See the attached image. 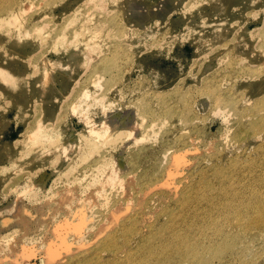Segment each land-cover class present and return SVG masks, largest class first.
Segmentation results:
<instances>
[{"label":"rangeland","instance_id":"1","mask_svg":"<svg viewBox=\"0 0 264 264\" xmlns=\"http://www.w3.org/2000/svg\"><path fill=\"white\" fill-rule=\"evenodd\" d=\"M205 1L16 0L15 13L22 19L0 28V221L12 217L21 204L36 217L27 225L0 227V253L10 258L0 254L4 260L0 264H12L15 257L16 264H42L47 245L43 242L53 238L49 226L63 218L75 219L73 213L83 205L82 199L87 195L91 199L90 193L100 185L106 190L103 187L96 193L105 195L95 193V198H102L95 200L101 206L91 200L96 207L88 209L90 223L82 233L84 239L72 233L69 237L89 240L88 245L93 242L89 247H95L101 241L93 239L96 227L109 222L114 207L126 208L134 202L129 214L107 233L115 234L127 249L137 240H127L122 232L132 216L140 220L150 216L144 225H152L166 208L175 209L183 189L201 177L211 179L218 188L211 172L215 165L227 166L236 158L239 168L250 158L259 166L251 179L264 177V130L238 137L257 119L252 108L264 97V0ZM107 14L114 17L106 29L113 33L111 40L116 36L115 42L104 39L99 29L84 25L87 19L95 24ZM259 114L264 116L263 111ZM106 120L118 125L115 134L127 133L117 147L110 144L115 135L106 139L108 145L98 140L105 159L123 161L122 167L108 169L116 178L125 179L112 184L114 188L111 182H100L104 175L93 166L96 160L84 163L80 155L84 140L95 138L89 134L91 127ZM35 133L39 137H33ZM185 149L186 162L191 164L183 169L171 167L173 172L178 170L172 187L151 188L154 191L146 195L139 182L141 174L156 173L154 184L165 177L172 155ZM135 172V182L126 188L127 178ZM77 181H82L78 182L81 186L76 187ZM68 183L81 196L73 195L72 203L67 202L71 206L58 209L57 198L71 186ZM89 184H94L93 189ZM263 193L264 183L257 181L242 197L250 200ZM78 197L82 205L75 201ZM47 209L55 216L48 212L50 218L43 223L40 213ZM201 211L205 220L208 211ZM8 241L33 250L14 257L5 245ZM253 245L257 263L264 264V249ZM64 259L67 264V254L59 255L54 263L63 264Z\"/></svg>","mask_w":264,"mask_h":264},{"label":"bare ground","instance_id":"2","mask_svg":"<svg viewBox=\"0 0 264 264\" xmlns=\"http://www.w3.org/2000/svg\"><path fill=\"white\" fill-rule=\"evenodd\" d=\"M15 5H16V0H10V1L0 0V28L12 25L13 23H16L20 19H22V17L19 16L20 13L18 15L17 13H15ZM25 8H27V6ZM192 8L194 7L192 6ZM221 11H224V7H222ZM113 18H114L113 16L108 15L107 18L105 19L103 18L102 20H99L95 24H90L92 21L87 22L88 21L87 19V21L85 22L88 24H86L85 22H83V24L85 23L84 25L87 27H94V29L97 28L96 29L97 31L99 29L100 30L99 32H102V34H104L103 36L104 39H107L108 41H113L111 40L113 38L112 31L106 29V26L112 25ZM77 19L79 18H76V20ZM20 23L22 24V22ZM36 30L39 32L38 29ZM25 31L27 34L28 31L27 30ZM77 33L84 34V33H81V31ZM38 34L40 35V33ZM83 37H85V35ZM114 38L116 40L115 35H114ZM115 40L113 42H115ZM1 41H2V38L0 37V44H1ZM103 98L104 97L100 98V101L103 100ZM73 108L74 107H72V109ZM74 110H76V108ZM259 111L264 112V97L256 104L254 108H252V116L253 118H257V119H255L254 122H251L250 124L244 127L246 128V131L241 136L239 134L238 135L239 138L245 137L246 133H248L247 137H249V136H253L259 130L260 131L264 130V116L261 115L262 113L258 115ZM40 126H43V125L41 124L39 125V127ZM116 127H118V125L115 122L113 121L111 122L109 120H106L102 124H94L89 130V134L95 138L97 137V139L96 140L95 138L89 139L85 136L87 139H89L87 140L86 138L83 137L84 139H86L84 140L85 148L82 145L81 148H83L82 149L83 151L80 150V152L81 153L83 152L84 154L79 153L80 155H82V160L84 161V163L88 159L96 160L95 161L96 163H94L93 166L97 168V170H99L100 173L102 172L104 175V179H102L100 182L104 185H106L105 183L107 182H111V187L113 188L114 186H112V184H115L116 182L119 183L118 181H121L119 179H122V178L121 177L116 178L118 176L115 177L114 172L111 173L110 170L108 169L110 168L117 169V168L122 167L123 161L122 162L121 161L111 162L105 159V157L102 155V150H101L102 147L98 143V140L99 139L105 140L103 142H106V139L108 137L110 140H112L110 136L113 137L115 135L116 137L114 138L113 141H111L110 144L112 145V147H117L120 143H122L121 138L123 136L125 137L127 133L122 136V134H119L121 132L118 131V134H115ZM134 127L135 125L133 126V128ZM129 131H132V130H129ZM129 134L132 135L133 133H128V135ZM37 136L38 134L35 133L33 137H37ZM105 144H107V142ZM262 147H263L262 144L258 145L259 150H261ZM193 150H197V149H193ZM66 151L70 153L69 150H66ZM63 152H65V150ZM186 152L187 150L185 149L184 151H179V152L177 151V153H174L171 159V166L170 167L168 166V171L165 177L160 180H157L154 184L153 182L156 180V173L151 174L150 172H146V173L144 172L143 174H141L139 178V182L141 183L142 186L145 187L147 191L146 195L149 194L148 191L150 192L154 191L153 189H156L155 187H162V186H165L168 188L169 186L172 187L173 185L172 178L177 176L178 173L175 176L173 175L178 170L173 172L174 170H172L173 168L171 169V167L180 169V167L184 166L185 164L187 166L191 164L190 161H189L190 163L189 165H188V162H186V157H187ZM68 158H71V157H68ZM79 160L83 162L81 160V157L79 158ZM246 164L238 168V165L240 164L238 163L236 158H233L230 160L227 166L215 165L211 169V172L216 182L220 185L218 188L215 187L211 179L208 180L205 177H201V181H198L192 186L191 184L187 185L183 189L181 199L179 200L177 207L175 209H171L170 207L166 208L157 218L155 223H153L152 225H144L145 224L144 219L146 218L145 216L142 219L143 221L138 218L136 219V216H132L131 223L129 224V226L124 225L122 228V232L124 234V237L127 240H132L133 238H135L134 240H136L137 238V240L134 241L135 243L134 245L127 247V249L122 247L121 240L115 234H107V233L110 229H113L114 225L116 226L121 221V219L124 216H126V214L127 215L129 214V211L132 207L131 205H133L132 203H134L132 202V200L129 201V202H132L131 204L128 203L129 204L128 205L126 203V205H128L126 206V208H123L122 205H121V208L114 207L113 208L115 209L113 210L114 212L112 213V210L110 212L112 213V215L111 214L108 215L109 217H111V220H109V217H107V220L109 222L105 221L103 225H99L101 227H96L98 228V231H96V233L90 231L95 234V238L93 239L95 240L100 239L101 240L100 243H98L95 247L91 248L89 246H91V243L93 242L90 241L91 243L90 245H88L89 243L87 242L89 240L83 241L85 236L83 237L82 233L85 227L88 226L87 224L89 222L88 209L93 207L92 205L96 204V201H98V199H102V198H95V196H97L96 194L98 195L101 194V193H96V192H98L99 189L105 188L106 190V186H102L100 185L101 183L99 184L97 182L98 186L100 185V187L102 188L99 187L98 190L94 192L95 187L93 189L91 187L92 184L91 185L89 184L90 187L93 189V191L90 193L91 199H88L87 197H89V195H87L85 199H82V202L83 200H85L83 202V205L80 204L81 197L80 198L78 197V200L80 201H78L77 199L75 200L78 202V204L82 205L79 207V209L76 207L77 205L74 206V208H77L76 212L74 211L75 209L73 210V212L75 213L72 212L74 214L73 218L75 219L64 220L66 218H63L64 221L63 220L61 221L60 219L59 222L55 223L54 225L49 226L52 232L51 230L49 231V228H48V231L51 232V235L53 234V238L46 239V241L49 240L47 243L43 242V245L44 244H47V245H45L46 248L43 251L44 260H42L43 261L42 264L54 263L56 261V258L59 255L61 256V254L62 255L67 254V259H68L67 264H136V263L137 264H259L257 263V258L254 257L255 251L253 249L254 248L253 244H259L260 247L264 249V193L254 194L252 197L250 196L252 200L251 199L248 200L247 198H244L242 196H246L248 194V190L252 189L256 185L257 181L264 183V177L258 176L257 179L256 178L251 179V177L258 172L259 166L257 165V163H255V160L250 159V158L248 159V164L247 165ZM186 165L184 167H186ZM71 169H74L73 171L75 172L74 167H72ZM68 171H71V170H68ZM118 172L115 171V173H118ZM205 172L207 171H204L203 174ZM67 173L71 174L72 172H67ZM68 174H65V175L67 176ZM71 175H73V173ZM94 175L96 177V174ZM135 179H136V172L132 173L129 179L127 178L126 181L129 184L128 183L126 184V188H127V185H130V182H135ZM104 180H105V183H104ZM122 180H125V179L123 178ZM70 182L72 183L73 181H70ZM78 182L81 183L82 181H77V184ZM75 184L76 182L74 183V185ZM227 184H230L229 189H227V186H226ZM109 185L110 184H108L107 186ZM78 186H81V184H78L76 187ZM92 186H94V184ZM119 186L122 187L121 185ZM66 187L67 185H65V188ZM90 187L87 186L88 190L91 189ZM73 188H75V186L73 187L71 185L70 187L67 188V190L63 189L65 191V192L63 191L64 193H62L61 191L62 193L61 197L59 199L57 198V201L59 200L58 201L59 205L58 203L56 205L58 209L62 205L64 204L66 205L67 202L72 203L71 200L73 199V195H80V194H74ZM128 188L130 187L128 186ZM123 190H124V186H123ZM127 190H130V189H126V191ZM126 191L125 193L129 192V191L128 192ZM186 193H191V194H186ZM54 195L55 194H53V196ZM102 195H105V194H102ZM102 195L101 196L99 195V197H102ZM125 195L127 194H124L123 196ZM231 196H234L232 200L229 199ZM108 198H111V197H108ZM103 199H107V197L104 196ZM87 200L88 201L96 200V201L94 204L91 201L92 202L91 204L89 202L90 205L89 204L86 205L85 202H87ZM141 200H144V199H141ZM108 201L111 202L110 199ZM108 201L105 204H108ZM68 204L67 206H71V204L70 205ZM96 205L97 207L101 206V205H98V202ZM42 207H45V205L42 204ZM46 207H47V204H46ZM94 207L96 206L94 205ZM65 208H69V210H71L70 207L65 206ZM106 208L108 207L106 206ZM134 208L136 209L135 206ZM48 209H47V213L44 211L40 213L41 216H43L41 217L42 220L50 218V216H48V212H49ZM55 209L56 208H54L51 212L53 211L56 212ZM92 209L94 210V208H91V210ZM194 209H198V210H194ZM201 210L208 211V215L205 220L201 219L202 215H206V214H202ZM51 212H49V214L54 215L53 214L54 212L53 213ZM70 212L71 211H68L67 213H70ZM90 212L91 211L89 210V213ZM67 213H65L66 217L68 215ZM35 217L36 216H34V218ZM147 217L148 218L146 219H149L150 216H147ZM34 218H32V213L30 212V210H28L25 206L21 204V205H18V207L15 209V212L12 217H7V218H4V220L0 221V227L7 228V227L17 225V224L27 225L28 222L30 223L31 221H35ZM52 218L54 219V217ZM90 219H92V221L94 220L93 217H91ZM42 222L44 223L47 221L45 220ZM91 227L93 226L91 225ZM70 233L74 234L76 238H78L77 236H79L80 238L82 235V238H83V239L81 238L82 241L79 242L77 239V241L79 242L78 243L76 239H74L75 237L73 238L71 234L72 239L78 243L77 245H75L76 242L71 241L70 239L71 237H69ZM86 234L88 235V233ZM93 239L92 241H94L95 243V240ZM8 242L10 244L6 243L5 245L8 244L10 252L12 253L11 255H14V257L16 255L21 256V254H24V252L26 251L33 250V249H28V245L24 244L23 242H22L23 243L22 247H19L18 243L10 242V241ZM74 246H77V247L74 249ZM19 248H21V250ZM3 254L2 256H5V254L4 255ZM7 256H10V255H7ZM15 258L18 259V257H15ZM6 259H10V258L7 257ZM17 259L15 260L12 259L10 261L16 264L15 261ZM0 261L4 262V260L2 259ZM64 261L65 259L63 261L61 260V263H63ZM235 261H237V263H235Z\"/></svg>","mask_w":264,"mask_h":264}]
</instances>
